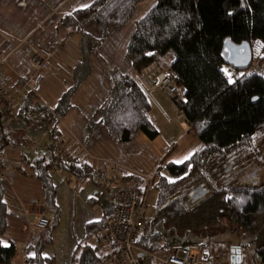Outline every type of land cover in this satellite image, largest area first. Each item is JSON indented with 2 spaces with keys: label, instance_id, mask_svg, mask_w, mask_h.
<instances>
[{
  "label": "trees",
  "instance_id": "16d2710c",
  "mask_svg": "<svg viewBox=\"0 0 264 264\" xmlns=\"http://www.w3.org/2000/svg\"><path fill=\"white\" fill-rule=\"evenodd\" d=\"M143 1L94 0L86 8L64 15L58 26L74 29L79 41L80 60L71 72L72 86L53 110L34 103V90L27 92L14 122H19L21 128H10L7 135L5 126L1 127L0 151L13 145H34L33 157L22 154L23 164L41 182L50 208L54 206L50 174L58 163L49 149L37 148L32 135L41 132L51 143L58 141L57 124L71 109L72 95L90 74V55L98 53L107 30L125 26ZM88 24L96 26L99 39L85 33ZM225 40L236 45L249 43L253 57L260 53L259 59L264 62V0H156L136 22L127 44L130 71L120 74L105 65L110 88L99 109V122L94 125L89 121L87 128L89 132L102 128L119 144L132 142L139 133L154 140L158 131L149 118L154 104L134 76L154 64L171 70L185 99L184 122L201 147L181 165L169 163L155 169L150 187L157 191V202L151 220L145 218L138 245L153 253L167 252L175 246L198 245L191 236L196 231L233 226L250 237L254 263L264 264V182L233 186L219 183L234 167L235 154L264 134V76L250 70L238 72L236 81L229 80L228 67L221 57ZM26 167L19 171L25 173ZM65 170L76 176H91L85 164ZM136 181L138 185L133 189L142 197L148 181ZM197 186L206 189L207 194L194 201L190 193ZM115 198L96 195L88 201L89 206L101 211L102 219L85 226L84 242L77 246L71 264H104L96 236L113 212ZM7 215L0 178V233L7 226ZM151 224L152 229H148ZM55 226L52 223L45 239L29 246L27 254L33 252V256L28 255L25 264H49L41 250L50 242ZM90 240L97 245H88ZM198 246L205 262L204 247ZM14 256L12 243L7 247L0 244V264H11Z\"/></svg>",
  "mask_w": 264,
  "mask_h": 264
},
{
  "label": "crops",
  "instance_id": "0c3cea01",
  "mask_svg": "<svg viewBox=\"0 0 264 264\" xmlns=\"http://www.w3.org/2000/svg\"><path fill=\"white\" fill-rule=\"evenodd\" d=\"M93 1L0 0V51L5 56L0 84L13 94L19 93L22 99L27 92L34 90V103L53 110L62 94L72 86L71 72L80 60L79 41L74 29L59 27V20L72 11L86 8ZM137 13L138 6L125 26L107 30L102 47L89 57L88 78L72 95L71 109L57 124L59 143L89 167L91 176L68 172L61 176L51 172L54 206L50 208L41 182L23 164L22 154L25 152L28 157H33L34 145H13L0 151V161L5 164L1 180L8 211L7 226L0 233V244L4 247L14 245L15 256L11 264H25L26 257L33 256V252L27 254L29 246L47 236L46 229L32 228L34 218L42 209L49 226L56 224L50 233V242L41 250L42 258L49 264H71L77 246L84 242L85 226L102 219L101 211L89 206L90 199L96 195L116 197L122 189L137 187L136 179L147 180L158 166L181 165L201 147L184 121L165 120L161 111L171 118L175 114L170 110L167 98L156 90L153 92L156 105L149 114L158 131L154 140L139 133L132 142L119 144L102 128L88 131L89 121L94 125L99 122V109L110 88L105 65L109 63L120 74L130 71V62L125 57L126 47L135 29ZM84 31L95 39L100 38L94 24H88ZM39 47L53 52L48 72H37L30 64L32 51ZM24 81L29 84L24 85ZM4 126L7 135L10 128H21L19 122ZM32 139L40 150H48L52 144L41 132L32 135ZM25 167V173L19 171ZM102 169L116 172L114 183L108 187L97 182L96 173ZM92 242L88 241L91 247L94 246Z\"/></svg>",
  "mask_w": 264,
  "mask_h": 264
},
{
  "label": "built area",
  "instance_id": "2783aa9c",
  "mask_svg": "<svg viewBox=\"0 0 264 264\" xmlns=\"http://www.w3.org/2000/svg\"><path fill=\"white\" fill-rule=\"evenodd\" d=\"M53 52L46 48H36L30 56V64L37 72H48L53 61ZM259 57H252L249 70L264 76V65L257 68ZM5 65V56L0 51V70ZM228 67V66H227ZM237 71L228 67L226 74L229 80L236 81ZM134 80L139 87L146 93L154 105L156 100L153 92L156 90L162 93L170 103V110L175 117H169L161 111L162 116L167 122L172 120L184 121L183 107L185 99L182 90L176 86L174 76L169 69H161L153 65L140 74L134 76ZM28 85L27 81L23 82ZM22 97L19 93L13 94L11 90L0 84V146H1V127L16 121L19 113V105ZM50 152L56 157L58 166L54 173L65 176V167H81L84 165L80 160L74 158L69 149L61 146L59 141L54 142L49 147ZM5 164L0 161V178ZM115 170L102 169L96 173L97 182L103 187H108L115 181ZM149 186L146 194L139 197L135 189H122L115 198V207L111 214L104 220V229L97 234L99 248L104 256V264H203L202 251L198 245L175 246L169 251H159L156 253L145 250L138 245V241L143 233L145 225L146 198L152 181V176L147 178ZM65 182L67 180L65 179ZM49 227L45 210L42 209L32 222V228L43 230ZM240 264H255L253 259L246 258Z\"/></svg>",
  "mask_w": 264,
  "mask_h": 264
},
{
  "label": "rangeland",
  "instance_id": "374dc122",
  "mask_svg": "<svg viewBox=\"0 0 264 264\" xmlns=\"http://www.w3.org/2000/svg\"><path fill=\"white\" fill-rule=\"evenodd\" d=\"M155 3L156 0H145L138 5V13L135 15V24L148 13ZM260 55L259 53L254 57L256 58ZM262 65H264V62L259 59L257 68L260 69ZM107 66L109 69H116L111 67L109 63H107ZM39 133L40 132H37L35 134L37 135ZM30 145L31 144H28L27 147H30ZM235 155L234 159L236 161L234 167L227 170V176L221 179L219 183L233 186L241 184L259 185L264 182V134L257 136L250 146L241 149ZM195 188H198V186ZM156 202L157 191L153 187H149L146 198L147 207L145 210V217L148 220H151L153 216ZM152 227L153 224L148 226V229H152ZM191 236L194 238H192L193 242L204 247L206 260L203 264H230V251L234 248L242 249L241 255L243 260L246 258L252 259L250 237H246L243 234L241 235L233 226L212 227L206 230L196 231L192 233ZM92 243L94 246L97 245L94 241Z\"/></svg>",
  "mask_w": 264,
  "mask_h": 264
},
{
  "label": "water",
  "instance_id": "95a60500",
  "mask_svg": "<svg viewBox=\"0 0 264 264\" xmlns=\"http://www.w3.org/2000/svg\"><path fill=\"white\" fill-rule=\"evenodd\" d=\"M221 57L226 66L233 68L237 72H244L250 69L253 55L249 43L243 42L236 45L229 40H225L222 46ZM206 194V189L198 187L190 193V198L197 201ZM229 262L230 264L241 263V250L239 248L231 249Z\"/></svg>",
  "mask_w": 264,
  "mask_h": 264
}]
</instances>
